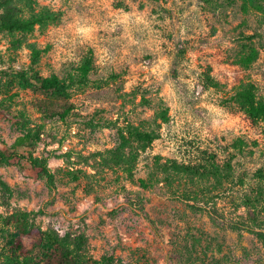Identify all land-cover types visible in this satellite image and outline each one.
<instances>
[{"label": "rangeland", "instance_id": "1", "mask_svg": "<svg viewBox=\"0 0 264 264\" xmlns=\"http://www.w3.org/2000/svg\"><path fill=\"white\" fill-rule=\"evenodd\" d=\"M14 12L50 18L28 33L0 32V147L40 129L32 152L48 157L56 183L49 189L32 170L0 167L24 193L8 205L0 199V246L6 217L27 213L43 229L81 235L93 259L264 264L257 238L226 227L233 198L264 169V125L237 98L251 85L264 100V0H32ZM22 73L57 75L71 88L56 98ZM147 132L157 135L151 143ZM238 138L242 150L232 146ZM213 154L221 165L233 156L248 184L208 183L212 192H201V182H167L154 168L158 158L201 167ZM151 175L162 179L142 187ZM192 191L212 196L204 210L190 206ZM137 195L155 226L128 203Z\"/></svg>", "mask_w": 264, "mask_h": 264}, {"label": "trees", "instance_id": "2", "mask_svg": "<svg viewBox=\"0 0 264 264\" xmlns=\"http://www.w3.org/2000/svg\"><path fill=\"white\" fill-rule=\"evenodd\" d=\"M31 3L32 0H0V32L3 31H21L31 32L36 25L45 24L50 17L47 14H32L29 17H21L14 12L15 3L18 2ZM38 56L37 54L35 57ZM35 59V58H34ZM37 60V58L35 59ZM252 61L248 57L246 62ZM90 72V61L86 62L83 69V76H87ZM20 77L27 83L35 82L42 90L51 93L53 97L62 98L67 95L71 85L61 80L57 75L43 77L35 73L31 77L26 74H20ZM238 102L244 111L246 117L254 124L264 125V100L258 98L255 89L251 85H247L237 94ZM65 112L57 113L53 116L65 118ZM41 130L35 132H25L20 135L15 142L6 147H0V167L20 165L25 172L32 170L39 179L45 181L49 189L55 188V174L49 167L48 157L35 156L32 149L38 146L41 141ZM148 142H153L157 135L153 132H147ZM246 144L243 139H236L232 146L242 150V146ZM114 156L123 158L114 152ZM212 159L207 161L208 164L201 167L196 165H188L178 163L176 160L168 159L161 161L156 159L154 168L158 172L165 173L164 179L167 182H174L176 177L184 178L191 184L196 181L201 182V192L211 191L213 188H220L225 185L230 186V190L238 185L246 186L247 180L245 176H239L235 171L233 156H231L223 165L217 162L216 155H212ZM136 162V155L133 157ZM253 180L249 182L248 188L238 197H234V207L236 215L227 219L226 227L240 235L249 233L257 238L264 245V169L259 168L253 173ZM162 178L151 175L148 178L140 179V185L148 188L156 184ZM214 180V181H213ZM208 183H212L208 185ZM218 186V187H217ZM205 188V189H204ZM192 195L186 193L190 200L195 203L190 205L193 209L204 210L205 208L199 204L203 202L205 205L210 204L212 196L205 197L198 192H191ZM16 195H24L23 191L9 185L0 175V199L4 205H8L10 200ZM203 196V197H199ZM128 203L137 212L143 214L153 226L155 221L151 219L145 208L143 197L137 195L135 198L128 196ZM243 206V213H238ZM214 220H217L214 218ZM7 228L3 231V246H0V257L3 260L0 264H120L112 256H102L100 259H93L85 254V240L81 235H73L70 233L60 234L54 228L43 229L37 225L34 220L30 219L27 213H14L5 219ZM26 240L31 241V247L26 244Z\"/></svg>", "mask_w": 264, "mask_h": 264}]
</instances>
